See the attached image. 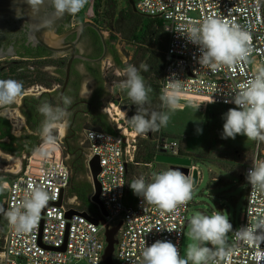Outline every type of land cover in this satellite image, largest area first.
Segmentation results:
<instances>
[{
    "label": "built area",
    "instance_id": "built-area-1",
    "mask_svg": "<svg viewBox=\"0 0 264 264\" xmlns=\"http://www.w3.org/2000/svg\"><path fill=\"white\" fill-rule=\"evenodd\" d=\"M135 6L138 13L161 19L168 32L161 93L178 83L181 108L187 102L234 108L235 104L225 101L232 98L239 85L250 82L264 69V0H135ZM209 17L234 23L250 33L251 50L247 60L232 67H218L215 72L201 67L199 46L191 43L184 34L192 27L202 25ZM84 143L88 146L85 155L88 169L91 158L94 155L100 157L101 199L108 211L104 216L106 224L97 225L82 214L66 216L70 208L85 210L78 202L69 201L67 190L72 172L61 140L58 137L54 146H45L42 142L32 154L25 156L21 170L7 183V196L2 206L5 210L16 207L32 188L49 193L48 205L27 233H17L6 220L0 264H106L103 259L107 245L106 227H114L119 222L122 225L117 234L115 264H144L142 252L156 241L172 242L181 256L193 201L179 206L173 213H162L155 205L142 204L134 195L128 185V172L129 166L135 163L137 133L127 128L116 129L114 133L89 128L85 130ZM42 148L46 155L41 154ZM154 151V160L160 154L183 156L180 140L161 135L155 139ZM261 162H264V155L257 153L245 169L246 177L253 164ZM62 190L66 191L64 201L57 205ZM99 211L96 218L103 216L100 208ZM261 220H264V192L254 191L247 181L244 211L238 219L230 220L234 230L230 241L233 264H264V243H246L235 236V230ZM42 222L41 239L45 245L62 246L68 233L64 251L40 244ZM216 264L223 262L216 261Z\"/></svg>",
    "mask_w": 264,
    "mask_h": 264
},
{
    "label": "clouds",
    "instance_id": "clouds-1",
    "mask_svg": "<svg viewBox=\"0 0 264 264\" xmlns=\"http://www.w3.org/2000/svg\"><path fill=\"white\" fill-rule=\"evenodd\" d=\"M87 0H26L34 14H39L46 5L53 9L57 17L74 15L85 5ZM187 39L199 46L198 63L202 68L215 72L218 67H232L247 60L250 53L251 35L236 24H230L215 17H209L199 27H192ZM147 71L146 66H141ZM127 79L122 84L127 95L136 106V114L130 123L137 134L156 133L167 127L170 115L181 107L179 104L180 86L173 83L171 90L161 94L162 106L168 111H149L151 89L146 87L143 77L134 65L124 69ZM23 84L16 80H0V106L13 104L22 94ZM236 105L224 114L222 138L235 139L237 135L248 140L264 143V69L248 83L239 85L231 99L225 101ZM63 107L43 103L39 113L44 117L40 136L45 146H54L57 137L54 134L57 124L66 115V108L71 103L63 98ZM202 132V129H198ZM42 155L47 152L40 149ZM254 191L264 192V162L254 163L246 177ZM134 195L142 204L155 205L162 213H173L179 206L187 205L193 198V182L190 175L179 169H168L153 173L151 181L141 176L129 184ZM4 188L7 186L4 185ZM50 195L40 188H32L16 207L5 210L0 207V214L17 233L31 231L41 211L48 205ZM190 237L193 241L187 248L186 258H182L177 246L170 241H156L142 252L144 264H233V249L228 244V234L233 232L229 216L221 211L212 215H196L190 220ZM237 239L246 243H264V220L235 230Z\"/></svg>",
    "mask_w": 264,
    "mask_h": 264
},
{
    "label": "rangeland",
    "instance_id": "rangeland-1",
    "mask_svg": "<svg viewBox=\"0 0 264 264\" xmlns=\"http://www.w3.org/2000/svg\"><path fill=\"white\" fill-rule=\"evenodd\" d=\"M98 0H88L84 7L77 13V20L96 21L105 30L111 40L117 44L121 56L124 61H128L129 55H133L135 45L132 43L124 44L121 41V35L118 34L117 27L114 24L115 20H111L105 15L107 7L106 0L102 1V7L96 11L95 3ZM118 9H127L129 6L128 0H117ZM104 5V7H103ZM148 21L145 20L144 26H147ZM157 35H162L158 24H155ZM7 59V58H6ZM5 61V59H3ZM110 59L104 61L106 87L111 95V100L105 104V112L112 126L119 130L134 131L130 120L131 115L136 114V106L127 95V90L122 87V84L127 79L124 70L110 68ZM146 87L151 89L149 93L150 103L146 107L156 106L159 111H168L162 106L160 100L161 90V72L153 70V72H141ZM89 82L94 85L91 79ZM41 88L32 86L27 88L26 93L37 94ZM91 89L85 83L82 93L88 94ZM21 97L18 96L16 101L7 106H0V115L8 117L13 123V132L21 135L25 132V121L19 111ZM110 103H113L114 106ZM232 107H227L219 104H203L187 102L184 108H178L174 112H169L170 120L167 127L161 128L156 133L137 134V153L140 154L143 160L144 153L148 146L154 148L155 139L160 135L181 141V149L186 153L185 157H189L193 161V165L198 169L200 178L195 186H193V204L189 210L188 218L192 219L196 215H212L218 210L224 215L229 216V219L234 221L239 218L244 211L246 200L247 179L245 169L253 160L255 155H264L263 143L248 140L246 136L237 135L235 139H223L224 114ZM117 118V119H116ZM119 119V122L117 121ZM89 129V126L86 127ZM198 129H202L199 132ZM28 131V130H27ZM57 136L61 140L62 135L66 132V126L58 123L55 129ZM143 141H146L144 143ZM88 149V148H86ZM25 154L15 157L14 155L3 152L0 149V207H3L4 200L7 196L8 188L3 186L9 182V178L5 173L15 174L21 170L25 161ZM170 169L166 163L156 162L151 163L140 162L130 168L129 184L143 176L149 182L153 173L166 171ZM241 174L243 181H241ZM79 179L90 181L89 170H83L78 175ZM130 188V186H129ZM131 190V188H130ZM132 191V190H131ZM69 201L78 202L76 196L69 195ZM79 203V202H78ZM6 218L0 214V246L3 242L5 233ZM190 223L185 229L182 242V258H186L187 248L195 242L190 237ZM232 232L228 234V244L230 245Z\"/></svg>",
    "mask_w": 264,
    "mask_h": 264
},
{
    "label": "flooded vegetation",
    "instance_id": "flooded-vegetation-1",
    "mask_svg": "<svg viewBox=\"0 0 264 264\" xmlns=\"http://www.w3.org/2000/svg\"><path fill=\"white\" fill-rule=\"evenodd\" d=\"M22 13L25 14V11L22 10ZM37 17L41 22L49 23L56 15L53 9L46 5ZM7 23L9 27L0 35V51L13 49L16 55L7 59L33 60L39 64L40 70L47 74L44 82L29 86L41 88L37 94L26 93V88L20 95L22 101L19 111L26 124L25 132L21 136L40 135L44 117L39 113L38 108L43 103L63 107V98L68 97L71 103L66 108L65 117L59 122L66 126L61 143L72 175H76L86 160V156L84 160L87 151L84 143L86 127L95 124L101 116L107 115L104 103L109 93L106 87L104 61L110 59L108 67L119 69L115 66L114 60L116 53L121 56L120 50L107 35H105L106 48L99 33L101 30L105 34L102 25L96 21L77 20V13L68 14L54 30L56 36L63 38V43H60L59 47L66 48L60 51H52L40 43L34 44L30 41L29 21L23 22L22 18L19 21L11 18ZM84 23H91L94 26L83 27ZM73 52L75 56L62 98V90L67 79V66ZM88 79H91L94 85ZM85 83L91 89L88 94L82 93Z\"/></svg>",
    "mask_w": 264,
    "mask_h": 264
},
{
    "label": "trees",
    "instance_id": "trees-1",
    "mask_svg": "<svg viewBox=\"0 0 264 264\" xmlns=\"http://www.w3.org/2000/svg\"><path fill=\"white\" fill-rule=\"evenodd\" d=\"M105 4V6L107 7L105 15L111 20H115L114 24L117 27L118 34H120L122 37L121 41L124 44L132 43L136 47L133 55H129L127 62L124 61L123 58L116 53L114 60L115 66L121 70H124L127 66L134 65L138 70H141V72H145L144 68L141 67L143 65L147 67L148 72H153V70H156L160 71L163 75L165 62L164 51L167 47L168 42V32L164 29L163 21L159 18L146 17L138 12H135L130 3V0H128L129 7L127 9H121L118 12L117 0H106ZM95 7L96 11H98L102 7V1L98 0L95 3ZM145 20L148 21L147 26H144ZM156 23L158 24L159 29L162 31V35H157L155 28ZM46 77L47 74L40 70L39 64H37L33 60L8 58L5 59V61H0V80L12 79L19 81L23 84V90L31 85L44 82ZM109 100H111L110 94L107 95L104 104H106V102ZM148 110L159 111L156 106H151L148 108ZM133 116L134 114H132L130 117L132 118ZM89 128H95L98 130L113 133L116 132V129L110 123L107 115L101 116V118H99V120L95 122V124L89 125ZM54 134L58 138L57 133L55 132ZM42 142L43 141L40 135L18 136L14 134L13 124L11 120L7 117L0 116V149L4 152L17 157L23 154L29 156ZM143 142L146 143V141ZM85 148H88V146L85 145ZM181 154L183 156H186V153L183 149H181ZM154 156V148L148 146L146 148V152L144 153L143 160L145 163H151L154 161ZM141 157L142 156L136 152L135 163L129 166L128 185L130 168L133 165H138L140 164V162H143ZM83 170H88L86 160L82 169H80L76 173V175L73 174L71 176V181L68 187V194L77 197L80 205L79 207L81 209L87 211L93 217H98L100 215L99 208L91 200V196L93 194L92 183L90 181L81 180L78 177L79 173ZM5 175L9 179L14 177V174L12 173H5ZM239 176L241 177V181H243V176L241 174H239Z\"/></svg>",
    "mask_w": 264,
    "mask_h": 264
},
{
    "label": "water",
    "instance_id": "water-1",
    "mask_svg": "<svg viewBox=\"0 0 264 264\" xmlns=\"http://www.w3.org/2000/svg\"><path fill=\"white\" fill-rule=\"evenodd\" d=\"M130 3L134 11L138 12L135 6V1L130 0ZM22 10L25 11V14L22 13ZM67 15L68 14L62 17L56 16L54 19L51 20V22L44 23L40 21L39 17H37L36 14H34L32 8L26 3V0H0V35L3 31H5L9 27V24L7 22L11 18L17 21H19V19L22 18L23 22L29 21L31 25L30 38H29L30 41H32L34 44L40 43L43 46H45L47 49L52 51H60L62 49L64 50L66 48L59 47L60 43H63V38L60 36H56L54 34L55 33L54 30L56 26L59 25L66 18ZM87 25L94 26L91 23L82 24L83 27ZM99 33L107 48L105 34L101 30H99ZM72 46L74 47V44H72ZM15 55L16 54L13 49H10L8 51H0V60H3L7 57H14ZM74 56L75 55L73 52L72 57L67 66V71H66L67 79L64 88L62 90V94H61L62 98L68 83L71 64L74 59ZM156 162L166 163L169 165L170 169H179L183 171L186 175L191 176L192 174L193 186L197 184L199 179V171L196 168L192 169L193 161L191 158L185 156H170V155L160 154L156 157ZM88 170L90 174V182L92 183L93 186V194L91 196V200L92 202H94L99 206L103 216H101L100 218H96L91 216L87 211H79L74 208L68 209L66 212V216L70 218L73 214H82L97 225L106 224V219L104 216L108 215V211L105 207L104 202L101 199L102 185L99 179V174L102 171V166L100 163V157L98 155H94L91 158V160L89 161ZM65 192H66L65 190H62L60 199L55 204L57 205L63 204ZM190 220L191 219H188V223L190 222ZM121 225L122 222H119L118 225L114 227H108V226L106 227L105 237H106L107 245L103 256V259L106 264H115L113 257H114L116 244L118 243L117 234L119 232ZM42 230H43V222L41 223L40 237H39V242L42 246L48 249H55L62 251L66 249L68 233L65 236V241L63 245L60 247H54L50 245H45L42 242L41 239Z\"/></svg>",
    "mask_w": 264,
    "mask_h": 264
}]
</instances>
